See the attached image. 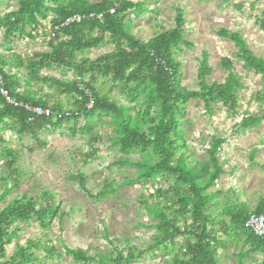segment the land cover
Returning <instances> with one entry per match:
<instances>
[{
    "label": "rangeland",
    "instance_id": "374dc122",
    "mask_svg": "<svg viewBox=\"0 0 264 264\" xmlns=\"http://www.w3.org/2000/svg\"><path fill=\"white\" fill-rule=\"evenodd\" d=\"M18 1L0 0V14L16 10ZM130 1L141 5L143 15L131 11L125 23L129 33L143 42H148L162 28H174L178 11H183L186 24L182 30L192 47L181 44L182 52L175 50L174 53L176 61L181 64L179 80L184 88L200 90L198 69L205 57L212 68V73L207 77L209 84L224 83L230 71L242 78L237 114H229L225 107L217 104L216 115L211 118L203 102L193 99L186 105L183 116L186 122L181 129L190 146V153L198 161L209 160L206 150L213 136L226 140L218 154L225 171L211 188L212 191L221 192L217 198L221 202L214 215L234 203L246 204L251 211L255 210L264 197V121L245 132L239 130V124L245 116L264 115V77L244 68L236 56L235 42L222 38L220 32L225 29L239 34L247 47L257 57L264 59V30L261 28L264 0ZM43 25L34 38L11 40L8 45L11 49L8 50L1 46L4 32L0 30V52L12 60L15 54L27 59L36 53L49 51V40L45 35L49 21L43 22ZM27 30L30 31V28ZM113 50L108 37L98 49L79 54L77 62H94ZM225 59L233 63L232 70L222 63ZM12 74H17L23 86L30 81L25 68L13 69ZM75 75L61 68L47 69L39 74V83L31 82L30 87L37 98L44 96L51 105L59 103L64 109H74L83 101L78 95L61 89L58 83H43L42 79L54 78L68 86L74 83ZM84 79L118 105L134 107L129 100V87L115 84L98 73L85 75ZM139 110L138 105L130 115L134 117ZM115 119L113 114L98 112L77 122L67 121L58 128H46L38 138L29 134L18 136L13 132L5 134L8 147L22 154L17 160V166L21 168V184L1 205L6 206L16 196H40L42 191L47 190L53 192L59 211L56 217L50 219L47 227L36 220L16 224L13 227L16 236L5 246V257L0 258V264L10 261L20 249L39 257L41 262L33 264H85L76 261L70 251L84 250L90 256L102 254L115 259L118 253L126 255L133 248L143 254L130 264H169L177 249L173 248L167 254L164 246H153L156 233L153 225L157 219L145 210V202H152L150 194L155 182L138 180V167L124 162H155L156 159L152 154L147 156L136 150L122 153L115 143L119 134ZM89 124L90 130L87 131L85 127ZM4 174L9 175V169L7 162L1 160L0 197L6 188V183L1 181ZM79 174L86 180V191L80 187ZM158 186L167 190L169 184L158 178ZM10 187L8 185L7 188ZM100 194L101 199H96ZM223 239L231 242L227 237ZM242 241L238 246L229 245L219 252L221 264L238 263V254L242 248H248ZM96 258L95 262L88 264H115L109 261L102 263L99 257ZM258 259L262 260V257L258 256ZM246 262L250 263L251 259H246Z\"/></svg>",
    "mask_w": 264,
    "mask_h": 264
},
{
    "label": "trees",
    "instance_id": "16d2710c",
    "mask_svg": "<svg viewBox=\"0 0 264 264\" xmlns=\"http://www.w3.org/2000/svg\"><path fill=\"white\" fill-rule=\"evenodd\" d=\"M116 5L119 7L114 14H110V10ZM131 11L143 15L141 5L130 0H19L16 10L0 14V30L4 32L5 41L1 46L5 50L11 49L8 45L13 39L34 38V34L44 26L43 22L50 16L49 25L52 27L60 26L66 19L78 14H103L105 22L101 24L96 19H86L65 27L55 40L48 42L49 51L36 53L32 58L23 59L15 54L11 60L0 52V77L3 79L4 88L19 104L50 108L54 111L82 112L85 111V97L76 89L74 83L66 86L67 84L54 78L42 79L43 83H58L61 89L65 88L66 91L78 95L83 101L74 109H64L59 103L51 105L44 96L37 98L30 83H39V74L44 70L61 68L82 78L98 73L115 84L129 87V100L134 104L133 108L118 105L106 94L99 92L93 83H87L95 96V107L87 112L86 118L98 112L113 114L119 133L115 143L120 146L121 152L128 154L136 150L155 157V162L124 161L138 167V180L155 182L150 194L152 202H145L147 213L157 219L153 225L156 229L153 246H164L167 254L173 248L177 249L169 264H221L219 252L226 250L229 245L238 246L243 240V245L248 248H242L237 256V264H264V240L246 229V221L251 214L264 216V197L253 211L246 204L234 203L227 205L220 214L214 215L221 202L217 200L221 192L212 191L211 188L225 171L218 154L226 140L213 136L209 149L206 150L209 160L198 161L190 153V146L181 129V125L186 122L183 120L186 105L193 99L203 102L206 113L211 118L216 115L217 104L225 107L229 114H237L240 102L238 93L243 88L242 78L230 71L233 63L225 59L222 63L230 69L228 79L222 84H209L207 77L212 73V68L208 66L205 57L198 69L200 90L184 88L179 80L181 64L176 61L174 53L175 50L182 52L181 44L192 47L182 30L186 24L183 11H178L174 28H162L148 42H143L129 33L125 21ZM29 28L30 31L27 30ZM261 28L264 30V20L261 21ZM220 34L222 38L235 42L236 56L245 69L264 77V59L257 57L239 34L225 29ZM108 37L109 43L114 47L112 53L100 56L94 62H77L79 54L98 49ZM22 68L28 71L30 81L27 86L20 83L17 74L11 75L13 69ZM138 105L140 110L132 117L130 112ZM32 116L24 106L10 105L0 94V161L5 160L9 169V175L4 174L1 177L6 188L0 197V258L5 257V246L16 236L13 230L16 224H28L36 220L43 227H47L50 219L56 217L59 211L53 192L47 190L40 193L41 197L16 196L6 206L1 205L12 190L21 184V168L17 166V160L22 154L19 150L8 147L5 134L13 132L18 136L29 134L38 138L46 128H58L67 121H78L73 118L52 123L45 117L30 121ZM263 121L264 115L245 116L239 124V130H253ZM85 129L89 131L90 124ZM158 178L166 180L169 184L167 190L158 186ZM79 184L84 191L87 190L82 174H79ZM8 185H11L10 189L7 188ZM101 197L102 194L96 199L100 200ZM223 237L229 238L231 242ZM179 239L183 241L178 242ZM70 253L76 261L85 264L95 262L96 257L102 263L109 261L130 264L139 260L143 254L137 253L134 248L126 255L118 253L115 259L102 254L90 256L84 250ZM246 259H251V262L247 263ZM39 262L41 260L33 252L20 249L10 261L1 264Z\"/></svg>",
    "mask_w": 264,
    "mask_h": 264
},
{
    "label": "built area",
    "instance_id": "2783aa9c",
    "mask_svg": "<svg viewBox=\"0 0 264 264\" xmlns=\"http://www.w3.org/2000/svg\"><path fill=\"white\" fill-rule=\"evenodd\" d=\"M119 6L116 5L113 9L110 10V14H114L116 9ZM86 19H96L98 20L101 24H104L105 22V17L103 14L96 15V14H90V15H74L68 19H66L60 26H48L47 28V34H48V40H55L57 38V35L59 32L65 28L69 27L73 24L76 23H81L83 20ZM51 18L48 17L47 21H49L50 24ZM46 21V22H47ZM48 41V42H49ZM74 84L76 85V89L83 94L85 97V111L82 112H73V111H68V110H58L54 111L50 108H41V107H31L29 105H23L17 103L14 99H12L9 95V92L4 88V82L2 77H0V94L5 100L8 102L10 105H15V106H24V108L33 114V118L30 119V121H33L34 118L36 119L37 117H45L47 119H50L52 123H56L60 120H70L73 118H77L78 120L86 119V114L87 112H90L94 109L95 107V96L88 86L86 80L82 78L80 75H75L74 77ZM246 229L249 230L251 233L254 234V236L261 238L264 240V216L263 215H258V214H251L249 218L246 221Z\"/></svg>",
    "mask_w": 264,
    "mask_h": 264
}]
</instances>
